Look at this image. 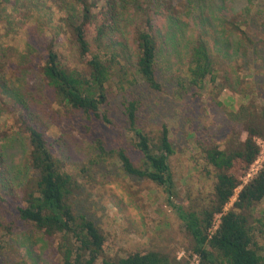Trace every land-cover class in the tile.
<instances>
[{
  "label": "trees",
  "instance_id": "trees-1",
  "mask_svg": "<svg viewBox=\"0 0 264 264\" xmlns=\"http://www.w3.org/2000/svg\"><path fill=\"white\" fill-rule=\"evenodd\" d=\"M23 1L24 19L44 36L48 24H42V13L57 11L54 37L43 42V64L37 69L38 85L48 94V103L59 108L50 113L52 119L83 113L111 129L125 128L133 137L130 147L139 153V162L127 148L107 150L99 139V155L92 165L113 159L127 176L162 188L190 246L183 259L165 248L127 257L107 254L108 239L101 227L87 215L77 214L83 187L66 170L65 156L58 155L47 139L49 114L33 113L25 96L18 97L8 83L35 72L38 50L28 41L21 51L0 42V101L6 112L4 120L0 118V179L15 209L14 219L0 221V232L12 235L20 224L35 228L55 247V264H190L194 255L199 264H264L256 226L262 220L255 216L264 201V163L251 180H243L260 156L258 140H264V102L255 97L254 81L244 73L257 46L246 11H237L224 0L216 11L218 28H214L198 0ZM4 4L0 0V10ZM189 4L199 16L194 19L195 32L182 40L173 25L189 21L193 13ZM58 36L65 38L67 54L58 49ZM165 52L175 57L173 65L161 64ZM160 68L179 90L207 93L223 110L227 106L218 99L228 93L232 107L228 116L233 125L226 135L196 143L205 176L213 181L211 192L197 198L186 193L184 203L178 201L181 193L170 164L175 151L168 125L151 130L140 126L145 106L140 87L159 95L166 92ZM111 99L117 100L126 127L111 117L107 109ZM10 119L14 124L8 127ZM14 143L27 146L16 178L5 155ZM0 200L5 202L1 196ZM217 216L221 217L215 229ZM5 245L0 244V264H13L5 253L12 247Z\"/></svg>",
  "mask_w": 264,
  "mask_h": 264
},
{
  "label": "rangeland",
  "instance_id": "rangeland-1",
  "mask_svg": "<svg viewBox=\"0 0 264 264\" xmlns=\"http://www.w3.org/2000/svg\"><path fill=\"white\" fill-rule=\"evenodd\" d=\"M4 1L5 4L0 10V42L21 51L28 41L38 50L33 62L35 72L28 78L8 83H11L12 91L18 97L25 96L24 101L31 106L33 113L49 114L47 139L58 155L65 156L66 170L83 187L82 194L77 199V214L87 215L101 227L108 239L106 251L110 256L127 257L137 251L143 252L157 248H165L182 259L188 256L186 248L190 244L183 223L169 206L167 194L162 188L150 181L127 176L122 171L121 164L113 159L92 165L99 155L97 148L99 139L104 141L107 150L127 148L133 160L139 162V153L130 147L133 141L132 135L128 134L125 128L111 129L83 113H76L60 121L52 119L50 113L59 108L55 104L51 107L48 103L50 100L48 94L41 84L40 87L38 85L37 69L43 64V42L46 38L54 37L55 29L52 30V27L56 25L57 11L45 10L42 13L44 17L41 20L42 24H48L45 28L46 36H44L38 33L40 31L36 26H31L28 20L24 19V10L23 7L21 8V5L25 4L23 0L19 1L20 7H16L18 0ZM198 1L207 10V20L212 22L214 28H218L215 24L217 23L216 11L224 0ZM225 1L229 7L237 11L245 10L251 22L250 31L257 41V46L251 52L249 66H244V73L254 81L253 86L257 94L255 97L264 102V48L261 43L264 41V0ZM16 8H18L17 12ZM189 8L193 12L189 16V21H176L173 25V31L182 40L195 32L194 19L199 16L192 4H189ZM57 39L58 49L67 54L69 48L65 44V38L58 36ZM164 54L166 61H161V64L169 62V65H173L171 61L175 60V57L167 56L166 52ZM71 61H73L72 56ZM244 62L245 59L241 60L242 64ZM250 68L252 71L248 70ZM166 74L169 75L170 71ZM159 77L166 87L164 94L159 95L143 86L139 89L145 104L141 113L140 126L151 130L159 128L162 123L168 125L175 151L170 164L181 193L178 201L184 203L186 193L190 192L192 198H197L211 192L213 181L211 177L205 176V164L200 160L196 143L197 140L223 138L229 127L233 125L228 116L232 107L226 92L218 99L227 106L224 107L226 110H223L214 104L215 101L207 93L196 94L192 89L185 92L179 90L175 82L171 83L167 80L161 68ZM236 99L240 102L239 98ZM46 106H48L47 109H44ZM236 106L238 107L239 104L237 103ZM107 109L115 121L126 127V121L118 109L116 99H111ZM0 115L3 121L6 112L1 101ZM9 123L8 127H11L14 124L13 119H10ZM192 133H196V136ZM24 144L14 143L5 150L6 163L11 169L13 178H16L19 173L18 167L27 147ZM243 180L245 183L248 182L247 177ZM7 191L0 179V196L5 200V202L0 200V221L15 218V209L8 195L5 194ZM230 207L231 205L228 206ZM263 210L264 201L255 215L257 219L262 220V223L256 224L259 234L258 242L262 246H264V216H261ZM7 243L12 249H5V253L13 264H55L57 261L55 247L46 241L42 233L30 226L20 224L12 235L0 232V244Z\"/></svg>",
  "mask_w": 264,
  "mask_h": 264
},
{
  "label": "built area",
  "instance_id": "built-area-1",
  "mask_svg": "<svg viewBox=\"0 0 264 264\" xmlns=\"http://www.w3.org/2000/svg\"><path fill=\"white\" fill-rule=\"evenodd\" d=\"M258 145L261 147V153H260V156H259L258 160L254 163V165L252 166V168L250 169V171H249V173L247 175V180L248 181L251 180L259 172V170L262 168L263 163H264V140L259 139L258 140ZM220 217L221 216H217V218H216V222L214 224L215 225V227H214L215 229H217L218 226H219ZM179 259H182V258L179 257ZM190 264H199L198 255H194V257L191 259Z\"/></svg>",
  "mask_w": 264,
  "mask_h": 264
}]
</instances>
